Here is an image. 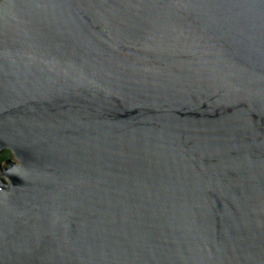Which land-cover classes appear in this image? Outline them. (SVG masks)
<instances>
[{
	"label": "water",
	"instance_id": "95a60500",
	"mask_svg": "<svg viewBox=\"0 0 264 264\" xmlns=\"http://www.w3.org/2000/svg\"><path fill=\"white\" fill-rule=\"evenodd\" d=\"M0 264H264V0H0Z\"/></svg>",
	"mask_w": 264,
	"mask_h": 264
},
{
	"label": "trees",
	"instance_id": "16d2710c",
	"mask_svg": "<svg viewBox=\"0 0 264 264\" xmlns=\"http://www.w3.org/2000/svg\"><path fill=\"white\" fill-rule=\"evenodd\" d=\"M11 158H13L12 153L8 150H5L2 154H0V164H5V162Z\"/></svg>",
	"mask_w": 264,
	"mask_h": 264
},
{
	"label": "rangeland",
	"instance_id": "374dc122",
	"mask_svg": "<svg viewBox=\"0 0 264 264\" xmlns=\"http://www.w3.org/2000/svg\"><path fill=\"white\" fill-rule=\"evenodd\" d=\"M11 159L15 161V158H11ZM2 166L4 167V166H5V164H3Z\"/></svg>",
	"mask_w": 264,
	"mask_h": 264
}]
</instances>
